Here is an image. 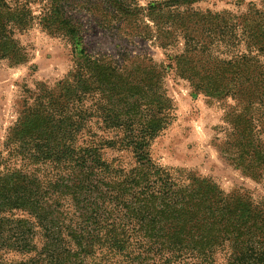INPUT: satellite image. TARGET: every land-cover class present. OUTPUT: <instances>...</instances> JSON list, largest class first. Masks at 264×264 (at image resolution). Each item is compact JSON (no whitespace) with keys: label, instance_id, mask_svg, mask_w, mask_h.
<instances>
[{"label":"trees","instance_id":"1","mask_svg":"<svg viewBox=\"0 0 264 264\" xmlns=\"http://www.w3.org/2000/svg\"><path fill=\"white\" fill-rule=\"evenodd\" d=\"M197 1L151 0L143 6L140 0H0V61L13 67L28 60L15 34L35 24L64 39L73 61L54 85L22 84L17 119L0 144V251L29 256L14 262L0 257V264H88L103 251L131 259L133 245L142 263L153 254V264H176L198 249L200 264H212L220 249L225 264H264V200L244 201L239 194H213L221 206L201 199L200 241L193 248L169 234L153 238L175 197L187 206L190 221L199 193L182 189L151 157L173 111L165 84L169 65L146 56L119 63L86 48V15L121 36L155 38L164 49L184 38L177 73L219 103L233 101L224 111L231 131L220 151L258 181L264 174V47L260 38L251 47H200V31L216 35V21L229 12L196 9ZM247 10L243 18L264 16V7L254 3ZM193 32L199 47H189ZM187 57L194 62H183ZM108 149L131 153V167L107 160ZM152 214L159 223L147 219ZM141 232L146 241L133 243Z\"/></svg>","mask_w":264,"mask_h":264},{"label":"rangeland","instance_id":"2","mask_svg":"<svg viewBox=\"0 0 264 264\" xmlns=\"http://www.w3.org/2000/svg\"><path fill=\"white\" fill-rule=\"evenodd\" d=\"M149 1L151 0H140V3L145 6ZM251 3L261 10L264 7V0H198L194 5L196 9L229 12L225 19L216 21L221 29L216 30V35L208 37L206 30L200 31V47H251V40L255 41L259 38L261 41L259 46L264 47V16L256 14L248 18L241 16L242 13H248L247 9ZM32 8L37 10L35 13H38V5L33 4ZM83 21L87 25L84 36L86 48L90 53L110 55L119 63L128 57L146 56L157 63L169 65L165 84L168 97L173 102V111L168 125L151 146V157L170 170L172 179L182 189H195L199 193L193 202L197 204L193 220L188 221L185 218L187 206H183L184 203H178L175 197L172 201L174 207L169 209L167 216L153 232V238H161L169 234V237H173V240L183 247L189 248V244L193 242V248L200 241V231L197 229L200 228L202 213L205 210L200 209L201 199L210 201L213 205L218 203L219 206L222 205V201L219 203V198L211 199L213 194H219L220 197L223 194L226 197L239 194L244 201L247 198L255 202L264 200V174L258 181L244 175L238 168L231 165L220 151V146L224 144L226 136L231 131L230 125L224 119V111L228 105L233 104V101L229 99L227 102L219 103L215 98L196 91L192 83L176 71L175 63L179 60V53H182L185 47L184 38L172 40L164 49L155 41V38L149 40L121 36L116 30L99 27L87 15L83 16ZM15 38L27 53L28 60L13 67L7 60L0 61V144L3 143L8 129L17 119L20 100L24 97L21 93L22 84L32 86L34 82L43 81L54 85L64 78L73 66L72 47L60 37L47 35L36 24L27 31L16 33ZM197 42L198 38L193 32L189 36L191 44L189 47H199ZM193 57H187L183 62L192 63ZM260 60L264 61V53H260ZM6 154L7 151L4 152V155ZM104 156L109 161L118 160L124 167H131L133 164V158L129 152L108 149ZM16 164L21 165L19 160ZM202 184L208 189L201 186ZM16 215L24 216V213L17 211ZM125 215L123 211L122 222L128 224L130 222ZM147 216H149L147 219L159 223V218L154 214ZM161 230L164 232L162 233ZM177 231L180 233L174 234ZM139 240L146 241L143 232L140 233L139 238L136 236L133 239V243ZM132 251L131 259L122 254L98 252L88 260V264H153V254H149L148 259L142 263L137 258V253L140 252L137 245L132 246ZM196 251L187 253L183 256L184 260L176 264H200V251L198 249ZM0 257L5 261L14 262L29 256L17 252L0 251ZM213 259L212 264L226 263L225 253L220 249Z\"/></svg>","mask_w":264,"mask_h":264}]
</instances>
